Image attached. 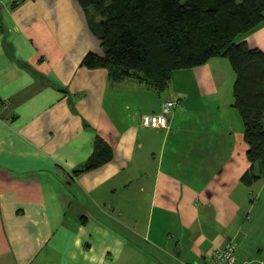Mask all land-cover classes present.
<instances>
[{
	"label": "crops",
	"instance_id": "crops-1",
	"mask_svg": "<svg viewBox=\"0 0 264 264\" xmlns=\"http://www.w3.org/2000/svg\"><path fill=\"white\" fill-rule=\"evenodd\" d=\"M240 40L264 55V12ZM87 53L76 0H0V264H203L229 243L235 264H264V177L242 178L258 167L227 60L158 93L81 67ZM168 99L167 129L142 127ZM95 136L111 160L72 176Z\"/></svg>",
	"mask_w": 264,
	"mask_h": 264
},
{
	"label": "trees",
	"instance_id": "trees-1",
	"mask_svg": "<svg viewBox=\"0 0 264 264\" xmlns=\"http://www.w3.org/2000/svg\"><path fill=\"white\" fill-rule=\"evenodd\" d=\"M76 1L101 50V56L87 53L80 66L104 69L113 82L133 79L160 93L174 71L226 59L246 160L258 167L257 176L242 178L264 177V55L240 40L262 23L264 0ZM111 158L107 143L95 136L88 159L71 175L88 173Z\"/></svg>",
	"mask_w": 264,
	"mask_h": 264
},
{
	"label": "built area",
	"instance_id": "built-area-1",
	"mask_svg": "<svg viewBox=\"0 0 264 264\" xmlns=\"http://www.w3.org/2000/svg\"><path fill=\"white\" fill-rule=\"evenodd\" d=\"M176 99L165 100L158 113L140 116V125L149 129H167V118L173 109L178 105ZM235 246L232 243L226 244L220 249L213 250L203 264H235Z\"/></svg>",
	"mask_w": 264,
	"mask_h": 264
},
{
	"label": "rangeland",
	"instance_id": "rangeland-1",
	"mask_svg": "<svg viewBox=\"0 0 264 264\" xmlns=\"http://www.w3.org/2000/svg\"><path fill=\"white\" fill-rule=\"evenodd\" d=\"M121 107H118V110L120 109Z\"/></svg>",
	"mask_w": 264,
	"mask_h": 264
}]
</instances>
